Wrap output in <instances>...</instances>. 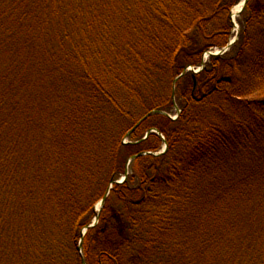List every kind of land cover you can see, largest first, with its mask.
<instances>
[{"label": "trees", "instance_id": "obj_1", "mask_svg": "<svg viewBox=\"0 0 264 264\" xmlns=\"http://www.w3.org/2000/svg\"><path fill=\"white\" fill-rule=\"evenodd\" d=\"M207 1L0 0V264H264V0L204 62Z\"/></svg>", "mask_w": 264, "mask_h": 264}, {"label": "water", "instance_id": "obj_2", "mask_svg": "<svg viewBox=\"0 0 264 264\" xmlns=\"http://www.w3.org/2000/svg\"><path fill=\"white\" fill-rule=\"evenodd\" d=\"M248 1H249V0H243L242 7H241V9L239 10V12L237 13L236 16H239V15H240V13L244 10V8H245L246 4L248 3ZM231 17H232L233 22H235V25H237V24H236V21H235V17L233 16V13H231ZM238 36H239V35H238V32H237L236 37H235L232 41H230L226 47L223 48V52L227 51V50L230 48V46H231L232 44L235 43V41L238 39ZM209 54H213V53H209ZM202 69H203V65H202L201 68H199L197 71H194V73H195V74H196V73H199ZM185 73H186V70H184V71H183V72H182L177 78H175V79H174V82H173V92H172V95H173V99H174L175 106H176V101H175V94H176V87H175V86H176V82H177L178 79H179L180 77H182ZM194 77H195V75H194ZM153 113H161V114H165V115L170 116L168 113H166V112H164V111H152V112L146 114L144 117H142V118L140 119V121L138 122V124H140L144 119H146L147 117H149V116H150L151 114H153ZM176 118H177V117H174V119H176ZM138 124H137V125H138ZM151 132H157V133L159 134V132H158L157 129L152 128V129L148 130V132H147L146 136L143 138V140L146 139V138H148V136L150 135ZM167 149H168V145H167V143H165V147H164V149H163L162 151H160V152H158V153H152V152H148V153H149V154L152 153V154H154V155H160V154H163L164 152H166ZM148 153H142V154H148ZM138 155H139V154H136V155H134L133 157L130 158V160L128 161L127 166H126V172H125V175H124V177H123L121 180H115V179H112V180L110 181V185H109V187H108V189H107V191H106L104 197H103L102 200L100 201V204H99V207H98V213L96 214L94 221H93L91 224L87 225V226L84 228V230H83V232H82V235H83V236L85 235L86 231H87L89 228L95 227V226L98 224L99 219H100V211H101V208L103 207L105 201L107 200L108 196L110 195V193H111V189H112V187H113V184H114V183H122V182H124V181L127 179V176H128V174H129V164H130V161H131L133 158L137 157ZM82 242H83V237L81 238L80 243H79V246H78V249H79L80 251H81V248H82ZM83 263L85 264V260H84V258H83Z\"/></svg>", "mask_w": 264, "mask_h": 264}, {"label": "rangeland", "instance_id": "obj_3", "mask_svg": "<svg viewBox=\"0 0 264 264\" xmlns=\"http://www.w3.org/2000/svg\"><path fill=\"white\" fill-rule=\"evenodd\" d=\"M214 1L215 0H208L207 1V3L208 4H210V5H213V3H214ZM238 5V4H237ZM236 6V5H235ZM235 6H233L232 8H231V11L233 10V8L235 7ZM222 17H223V15H222V13H220V15L219 16H217L215 19H214V23L212 24V25H210V27L208 28L210 31L211 30H214L215 28H216V26L219 24V23H221L222 22ZM237 21V20H236ZM237 24H238V22H237ZM239 29H240V26H239V24L238 25H236V27H235V32H234V36L232 37V38H234L235 36H236V34H237V32H239ZM208 53H219V54H222L221 52H220V48H214V49H210V50H208V51H206L205 52V54H204V59L207 61L208 60V58H209V55H208ZM208 55V56H207ZM190 69H193L194 67L193 66H190L189 67ZM198 68H201V66L200 67H198ZM198 68H196V70L198 69ZM170 89V92L172 93L173 92V82L171 83V85H170V87L168 88V90ZM176 94H177V92H176ZM178 95V94H177ZM258 96V94H253V95H250V96H248L249 98L251 97H253V98H255V97H257ZM179 99V96L177 97L176 95H175V101H176V99ZM178 101V100H177ZM176 101V106L174 107V110L171 112V114H169L172 118H174V117H177V115L181 112V108H180V105H179V103ZM177 112V113H176ZM160 133V132H159ZM124 141H126V138H124ZM165 147V146H164ZM160 152V151H159ZM155 153H158V152H155ZM99 204H100V201L97 203V205H96V208L97 207H99Z\"/></svg>", "mask_w": 264, "mask_h": 264}, {"label": "bare ground", "instance_id": "obj_4", "mask_svg": "<svg viewBox=\"0 0 264 264\" xmlns=\"http://www.w3.org/2000/svg\"><path fill=\"white\" fill-rule=\"evenodd\" d=\"M242 3L243 2H240L238 5H236L233 10H232V13H233V16L236 17L237 13L239 12V10L241 9L242 7Z\"/></svg>", "mask_w": 264, "mask_h": 264}]
</instances>
